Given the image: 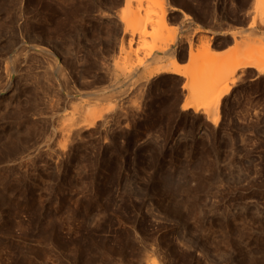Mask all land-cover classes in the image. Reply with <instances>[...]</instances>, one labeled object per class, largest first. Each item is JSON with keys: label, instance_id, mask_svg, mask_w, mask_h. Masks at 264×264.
Wrapping results in <instances>:
<instances>
[{"label": "rangeland", "instance_id": "rangeland-1", "mask_svg": "<svg viewBox=\"0 0 264 264\" xmlns=\"http://www.w3.org/2000/svg\"><path fill=\"white\" fill-rule=\"evenodd\" d=\"M240 20L203 62L201 26ZM263 31L264 0H0V264H264V75L220 84L216 127L188 71L148 76L191 48L201 90Z\"/></svg>", "mask_w": 264, "mask_h": 264}, {"label": "bare ground", "instance_id": "bare-ground-1", "mask_svg": "<svg viewBox=\"0 0 264 264\" xmlns=\"http://www.w3.org/2000/svg\"><path fill=\"white\" fill-rule=\"evenodd\" d=\"M156 0H124L125 4H130L131 2H137V3H142V2H152L154 3ZM256 2H259L260 0H255ZM144 9H141V11ZM140 10L138 11L141 12ZM164 16L165 13H163L162 19L164 20ZM120 22L123 25V33H129L131 35H133L134 33L137 32L138 30V26L140 24L143 23V21L138 17V15L136 16H132L128 13H124L120 15ZM163 26H164V22H163ZM253 27V26H251ZM164 28V27H163ZM250 29V28H248ZM245 32V31H244ZM264 32V31H263ZM261 34V33H260ZM259 34V35H260ZM229 35L234 39L235 33H229ZM212 40V39H211ZM210 38L204 37L202 39V41L205 43L204 46L207 47L206 51L207 52V59L203 60V62L205 61V63H210V62H216V61H222L223 58H225V60H228L227 62H230V56L228 57L226 54L224 55V53H220V52H216L213 51V49H211L209 46L210 43ZM259 41H264V34L261 35ZM264 49V47H263ZM165 49H162V51ZM119 52H122V54L125 55V59L129 58L131 56V54H133L134 52H136V49H131L130 46L128 47H123L122 44H120L119 46ZM199 55L195 52H193L191 50V48L188 51V61L185 65H179L178 62L174 59L172 60L170 63L167 64H161L157 67H154L153 69H151L148 72V76L149 77H153V76H157L160 74H170V75H174V76H183L185 71H188V75H187V79L183 82L182 87L184 89H187L189 94H190V99H185L183 101V103L181 104V110H193L195 113L199 111V104L200 102H198L195 97L199 96L200 98H202L205 102V106L202 107L204 110H206L207 112L211 113V116L209 117V121L212 123V125L214 127L217 126L218 123V116L217 113L219 111V103L220 100L226 96L227 94H229L230 90H231V85H227L224 86V88L220 89V84L223 81H226L228 77L232 76L235 72L239 71V70H246L248 68H252L254 70H256L258 72V74L260 75H264V57L259 59V60H250V59H242L240 61H238V63L233 64L229 71H225L226 73H221V72H217L218 74L215 75L216 79L213 85H208L205 88L198 90L196 88V85L198 82L206 80L207 78H209L210 76H208L209 74H202L201 76H199V80L197 81L195 79V72H196V65H197V57ZM232 58V57H231ZM232 60V59H231ZM227 62L225 63V61L223 60V66L227 67ZM225 63V64H224ZM221 64V65H222ZM222 66V68H223ZM234 83H232L233 85ZM215 95L214 98H212ZM94 120H92L90 122V125L94 124Z\"/></svg>", "mask_w": 264, "mask_h": 264}, {"label": "crops", "instance_id": "crops-1", "mask_svg": "<svg viewBox=\"0 0 264 264\" xmlns=\"http://www.w3.org/2000/svg\"><path fill=\"white\" fill-rule=\"evenodd\" d=\"M248 22L249 20H240L236 24H227L226 26H220L215 27L213 25L204 24V26H201L200 32L203 33L201 35H204L208 38L212 39V49L213 51L225 53L230 48L234 46V41L232 37L229 35V33H235V35L238 37L240 35L246 34L247 28H248ZM189 24V22H188ZM191 24V23H190ZM196 24V23H195ZM190 29H194V25L191 24ZM245 31V32H244ZM199 32V33H200ZM198 33V34H199ZM178 64L181 66L185 65L188 61V50L183 57L182 61L181 58L178 59ZM254 69L248 68L246 70H239L236 75L242 79L244 74H247L249 71H253ZM256 74V73H255Z\"/></svg>", "mask_w": 264, "mask_h": 264}]
</instances>
